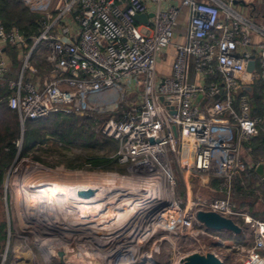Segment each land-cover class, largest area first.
Here are the masks:
<instances>
[{
  "label": "built area",
  "instance_id": "2783aa9c",
  "mask_svg": "<svg viewBox=\"0 0 264 264\" xmlns=\"http://www.w3.org/2000/svg\"><path fill=\"white\" fill-rule=\"evenodd\" d=\"M21 1L43 15L41 30L30 44L15 28L4 29L0 22V81L7 84L6 103L21 130L26 120L55 113L81 115L100 107L113 93L137 89L136 101L100 128L115 142L111 157L125 170L120 176L111 174L108 182L113 186L118 177L143 180L152 196L160 191L170 195L171 207L160 217L159 211H146L147 193L112 187L108 192L133 190L128 210L123 211L125 225L192 229L194 210H182L173 195L169 153L177 156L180 167L220 180L217 191L222 197L202 202L200 209L225 217L235 214L232 181L248 168L241 148L261 123V118L250 115L244 88L264 78V26L234 8L237 0H55L53 5L51 0ZM149 8L151 17L135 21V15ZM179 17L183 33L176 30ZM41 43L46 44L44 61L49 69L33 81L28 75L37 69L29 55ZM5 46L22 49L12 79L5 77L8 62L1 54ZM167 47L173 54L169 72L163 75L156 62ZM190 59L194 80L188 84ZM19 144L15 143L17 149ZM242 220L252 238L241 264H264V220L245 214ZM132 239L118 244L129 259Z\"/></svg>",
  "mask_w": 264,
  "mask_h": 264
},
{
  "label": "rangeland",
  "instance_id": "374dc122",
  "mask_svg": "<svg viewBox=\"0 0 264 264\" xmlns=\"http://www.w3.org/2000/svg\"><path fill=\"white\" fill-rule=\"evenodd\" d=\"M54 1L55 0H51V5H53ZM262 11L263 10H261V12ZM253 22L264 26L263 19L257 21L254 20ZM183 29L184 21L181 17H179L176 30H181V32L183 33ZM15 49V55L18 54L19 51L22 52V49L20 47H16ZM171 49V47H167L163 52L164 54H160L159 56L166 69L167 65H169L170 63V57L172 54ZM13 65L16 66L17 61H15ZM163 72L165 71L163 70ZM193 80L194 73L192 71V61L190 59L186 81L188 84H190L193 82ZM138 93L139 91L137 89H128L122 94L120 92L113 93L111 97L103 102L100 107H97V109L88 110L81 115L73 116H76V123L81 122L83 120V117H88L90 119L89 123L93 127L92 132L94 138L98 141H101L103 138H107L100 134V128L103 122L108 120L109 118H118L119 115L125 109H127L129 105L136 101ZM83 129L87 128L84 127ZM98 130L100 133L98 132ZM17 141L18 143H21L20 139H18ZM113 147L115 149L114 141L111 148L107 146L105 149L100 148L96 150L72 148L63 151L60 156L56 152L50 156L42 153L41 158L43 163L33 161L29 157L15 158L4 176L1 186L0 222L3 225L1 227L2 237L0 238V258L4 256L6 260L9 257H13L14 260L12 262H17L19 258L25 257V259H30L31 256H34L37 257L40 261L39 262L36 259L34 264H85L86 262H89V264H124L125 262L126 264H186L185 259L187 258L198 255L204 256L205 253L214 252L221 260V262H224V264H241V261L244 257V250L246 248L245 244L247 243V245H249L251 241L250 229L248 228V226H244L242 224L239 225L242 229V234L240 235L241 243H235L232 240L231 233L225 231L215 232L214 234H212V236H208L204 233H197L195 227L193 229H188L189 231H191L192 235H190L189 237L186 236L185 239L178 240L174 239L171 233H167L162 230L163 228L159 225L152 227L150 225L147 226L146 224V226H141L137 223L135 226L129 229V227H125L126 225H124L125 223L123 224V222H120V224L123 225L119 226L120 228L115 230V233L118 234V237L113 238V240L110 239L108 241H104L103 239V241H97L99 243H93L94 245L90 241H80L76 238L68 239L67 230L58 232L57 228H59L60 226L59 221L57 222V220H54L53 217H49L50 215L47 214V212L44 213L42 210H40L38 208L40 207L39 202L34 201L33 203L35 197L33 199V197L29 195V184H33L36 181H41L54 182L55 184H57V186L69 185L71 188L65 189L67 191L69 190L68 194L70 193V190L74 191L76 189H79L80 187H83L84 185L94 187L99 190H101L102 188H107V190H109L112 187H120L124 189L126 187H130L131 189H135L138 194H142L144 193L143 190H146L145 181L136 180L133 177L122 179L118 177L116 181H114L113 186L109 184L108 181L112 179V176H110L111 174L117 173V175L120 176L121 174L125 173L124 168L117 165L111 157L114 151ZM19 149L20 144L18 146V150ZM77 155H81L82 157L88 155L102 156L112 161L108 163V165L110 166L109 168L90 169V167L86 163H84L85 161H83V164L79 167H67L66 164L71 163V158ZM168 163L169 169L175 181L173 195L175 199H178V201L180 202L178 203V206L182 210L184 208H189L190 210L200 209L201 207L203 208L202 202H206L208 198L213 199L222 197L220 193L208 194L209 190L207 188H204L206 184H202L201 182L195 180L201 176L192 173L183 167H180L176 155L169 153ZM208 181L209 180H206V182ZM59 188L60 190L65 191L63 187ZM130 192H132V190H128L122 193L126 194ZM201 192L205 193L206 197H200V194L198 193ZM107 193L109 194L108 196H106V198L109 197V195L112 196L114 194L108 191ZM145 193L149 194L148 191ZM237 197L238 195L236 194L230 197V201H232L231 203L235 204V206L237 205V203L242 201V198ZM59 198L62 197H57V199ZM109 199L111 198L102 199L101 202H108L110 201ZM68 201L71 202L70 199H68ZM109 208L113 209V207ZM78 210L79 209H76V211ZM115 212L118 213V211ZM55 213L58 214L57 216H60V218L62 219L69 216V218L75 220L74 216H71L72 213L74 214V209L73 212L70 213V215L67 214L68 212L62 213V210H56ZM117 213H110L107 216L105 215V218L104 216L100 218L92 216L93 219L92 217L89 218H91L90 221L92 222L97 220L99 222H105V224L107 223V227H105V229L113 231L115 228L112 229V226H115L116 222L118 223V215L121 214L119 213L117 215ZM83 215L76 214V221H86L87 217H83ZM79 216H81L82 219L81 217L79 218ZM120 216L122 218V215ZM69 218L68 220L71 221V219ZM125 218L126 217H124L123 219ZM229 218L232 221H236V217L234 215H231ZM105 229H102L100 231L98 229L95 233H99L100 235H102L101 231H106ZM133 229H136L134 230V233H136L138 229L140 231L146 229L148 230V233L144 237H141L140 233L137 237H135L134 235L132 237L127 235V238L123 237L125 236L126 231L128 232L129 230L131 231ZM50 239H52L53 241ZM123 239H132L130 240L132 243H128L129 245H131V249L134 248L132 259H129L130 257H126L121 252L123 250V247L118 244H121V241ZM55 240L67 242L57 243V241ZM214 242H220L221 247H212ZM59 246H65L66 248L62 250ZM47 251H49V253H45ZM101 252H104L103 255H100ZM82 253L86 254L82 256ZM2 261V264H5V261Z\"/></svg>",
  "mask_w": 264,
  "mask_h": 264
},
{
  "label": "trees",
  "instance_id": "16d2710c",
  "mask_svg": "<svg viewBox=\"0 0 264 264\" xmlns=\"http://www.w3.org/2000/svg\"><path fill=\"white\" fill-rule=\"evenodd\" d=\"M262 13L264 14V10ZM42 16V13L38 11H30L21 0H0V22L2 26L4 29L15 28L28 44L31 43L32 38L36 37L41 30ZM15 48L16 46H5L4 50L11 59L12 64L17 61V65L19 66L20 61L17 58V54L15 55ZM45 52L46 44L44 43L36 45L30 52L29 63L37 71L43 70L46 72L49 69L44 61ZM8 94L9 89L6 82L0 81V214L1 186L5 174L15 158L29 157L33 161L43 162L41 158L42 153L50 156L56 152L60 156L63 151L72 148L86 150L105 149L106 146L111 148L113 143L111 139L103 138L101 141H98L94 138L93 127L89 123L90 119L88 117H83L81 122L76 123V116L58 113L49 114L39 119L26 120L21 130L15 111L7 106ZM248 101L250 115L263 119V123L257 133L247 140L248 144L243 143L252 152V162L255 165L260 161L257 158L258 153L254 154L255 150L261 151L262 159L264 158V78L254 80L248 93ZM84 127L87 129H83ZM18 139L21 141L19 150L15 146ZM71 161V163L66 164L67 167H79L85 161L84 163L90 169H94L109 168L108 163L112 160H108L102 156L89 155L84 158L75 156L71 158ZM253 168V165L248 167L240 177L232 181L230 197L236 194L242 198V201L237 203L236 206L232 203L234 212H240L236 210H242L246 206L251 207L255 201L256 195L253 190L249 189L252 182L248 181L250 175L254 176ZM212 179L218 187L220 180L217 178ZM241 181H243V184L240 183ZM258 183L259 185L253 189H260L262 192L260 199L264 200V183L260 180H258ZM256 214L258 213L251 212L252 216H257ZM260 220H264V218ZM2 225L0 222V238L2 237ZM232 240L235 243H241L240 236L232 237ZM245 245L248 246L247 243Z\"/></svg>",
  "mask_w": 264,
  "mask_h": 264
},
{
  "label": "bare ground",
  "instance_id": "6f19581e",
  "mask_svg": "<svg viewBox=\"0 0 264 264\" xmlns=\"http://www.w3.org/2000/svg\"><path fill=\"white\" fill-rule=\"evenodd\" d=\"M59 187H63L64 190L71 188L69 185L68 186H66V185L57 186V184H55L54 182L36 181L33 184H29V193H30L29 195L32 196L33 199L35 197V200L32 199L33 203H34V201L39 202L40 207H38V208L40 210H42L44 213L47 212V214L50 215L49 217H51V218L53 217V219L54 220L56 219L57 222L59 221L60 226H59V228H57L58 232H63L64 230H67L68 239L76 238L80 241H90L92 244L93 243L96 244L100 234L99 233L96 234L95 232L98 229H99V231L102 229H105V227H107L106 226L107 223L105 224V222H99L97 220L92 222V221H90L91 218H89V217L93 216V217H99L100 218V217L104 216V218H105L110 213L114 214V213H117L115 211H118L117 215L119 213H121L120 215H122V218L120 217L121 220L118 223L116 222L115 226H112V229L115 228L113 231H111V230L109 231L106 229H105L106 231H101L102 235H100V241H103V239H104V241H108L110 239L113 240V238L118 237L117 236L118 234L115 233V230L119 229L120 228L119 226L123 225L127 221V220L123 219L124 217H126V216H124L123 211L128 210L125 207L127 206V203L130 200L129 196L132 194L133 190H132V192L126 193V194H123V193L117 194L113 191H110V193H114V194L112 196L109 195V197L106 198V196H108V194H109V193H107V191H109V190H107V188L99 190V189H96L94 187H91V188H94L96 192L93 194L92 197L84 199V198L77 197L75 195V192L79 189L86 188L87 185L80 187L79 189H76L74 191L70 190L69 194H68L69 190L68 191L65 190L66 191L65 192V191L60 190ZM143 191L146 192V190H143ZM144 195L146 197V198H144V200L146 201L144 204L146 206L145 208H147L146 211H148V212L149 211H159V212H161L159 214V216L161 217L163 215L162 213H164L167 209H169L171 207V201H170L171 197H170V195H167L164 191H160V193H158V195H156V196H154V195L152 196V194H144ZM57 197H62V198H59V199H61V200H59V199H57ZM108 198H111V199H109L110 201L101 202L102 199H108ZM68 199H70L71 202H69ZM118 202H119V205H121L122 207L116 206ZM132 204H133V202H132ZM74 205H77V206H74ZM109 207H113V209H110ZM73 209H74V214L72 213L71 216H74L75 220H72V218H69V216L67 215V214L70 215V213L73 212ZM76 209H79V210L76 211ZM56 210H60V211L62 210V213L68 212L66 214L68 217L63 218V219L60 218V216H57L58 214L55 213ZM69 211H71V212H69ZM76 214L77 215H81V214L83 215L84 214L83 217H87V220L86 221L84 220V222H81L83 220L77 222L76 221ZM120 215H118V216H120ZM80 217L81 216H79V218ZM93 217H92V219H93ZM68 218L71 219V221L68 220ZM99 218H96V219H99ZM81 219H82V217H81ZM67 221H69L70 223ZM120 222H123V224H120ZM59 223H57V224H59ZM136 224L137 223H134V224L132 223V224L125 226V227H129V229H131ZM109 226H110V224H109ZM60 227H62V228H60ZM90 227H93V228L96 227V228L93 229ZM134 230H136V229H133L131 231L129 230L130 231V232L128 231L129 233L126 231L127 233L125 232V236H123V237L127 238V235H129L131 237L134 235L135 237H137V235L139 233H140L141 237H144L148 233V230H146V229H143L142 231H140L138 229L136 233H134L135 232ZM50 240H52V239H50ZM55 241H57V243H66L67 242V241H59V240H55ZM97 243H99V242H97ZM59 247L62 250L66 248L65 246H59ZM95 250H96V248H95ZM99 251H100V249H99ZM99 251H98V253H99ZM96 252H97V250H96ZM45 253H49V251H47ZM103 253L101 252L100 255H103ZM85 254L86 253H82V256H84ZM85 264H89V262H86Z\"/></svg>",
  "mask_w": 264,
  "mask_h": 264
},
{
  "label": "crops",
  "instance_id": "0c3cea01",
  "mask_svg": "<svg viewBox=\"0 0 264 264\" xmlns=\"http://www.w3.org/2000/svg\"><path fill=\"white\" fill-rule=\"evenodd\" d=\"M236 2H238V4H236V6H235L236 9L239 10L241 13H243L245 15H248L253 21L254 20L257 21V20H261V19L264 20V14L261 12V10H264L263 0H237ZM182 11L183 10H181V12ZM146 13H151L150 12V8H149V10ZM163 52H164V50L160 54H164ZM1 54L7 59V62H8V68H7V72H6V75H5L6 79H9V78L12 79V78L16 77V75L18 73V70H19L20 64H19V66L18 65L14 66L12 64L11 59L9 58V56L6 54L4 48L1 49ZM20 54H21V51H19L18 54H17L18 60L20 59L19 58ZM160 54L158 55V58H157L156 70H157V72L159 74L166 75L169 72V67L168 66H170V63H169V65H167V69H166V67L164 66V63L159 58ZM172 54H173V52H172ZM172 54H171V57L170 58H172ZM170 61H171V59H170ZM163 70L165 72H163ZM43 73H44V71H41V70L39 71L38 70L36 74H34L32 76L31 75H28V78L30 80H33L34 81L38 76H41ZM251 87L249 88V91H247L248 93L250 92ZM108 93H111V92L109 91ZM262 123H263V119H261V123L259 124L258 129L261 127ZM258 129H257V131H258ZM245 144H248L247 141L245 142ZM245 144H243V146L241 148V158L243 159V161H245V163L247 164L248 167H251L252 165L255 167L256 164L263 163V169H264V158L262 159L261 151L255 150V153L254 154L256 155L258 153V155H257L258 157L257 158L260 161L257 162L254 165V163L252 162V156H251V153L252 152H250L249 147H247ZM115 149H116V144H115ZM115 149H114V151H115ZM114 151H113V153H114ZM77 156H79V157L82 158L81 155H77ZM85 157H87V156H85ZM41 163H43V162H41ZM253 173H254V168H253ZM197 175H199L201 177H199V178H197L195 180L198 181V182H201L202 184H206V186L204 188H207L209 190V193L208 194H218L217 186L214 184V181L212 179L213 177H206V176L200 175V174H197ZM208 178H210V179H208ZM206 180H209V181L206 182ZM258 180L261 181V179L255 173H254V176L253 175H250V177L248 179V181H251L252 182L251 185H250V187H249V189L250 190H253L254 193H255V195H256L255 201H254V203H253V205L251 207L250 206H246V208H244L242 210H236V211H240V212H234L235 210L232 207L233 204L230 201L231 208H232V210H234L233 212L235 213L233 215L236 217V221H234V222L237 225H241L242 224V225L246 226L244 224L243 220H242V215L243 214L248 215V216H251V217L256 218V219H263L264 218L263 217L264 216V200L260 199V196L262 195V192H261L260 189H253V188H256L257 185H259ZM211 181H213V183H211ZM240 183L243 184V181H241ZM198 194H200L199 195L200 197H206L205 196V193H203V192L198 193ZM206 200H207V198H206ZM208 200H209V198H208ZM188 209L189 208H185V210L187 212H188ZM251 212H257L258 214H256L257 216H252L251 215ZM195 227H196V232L197 233L198 232L204 233V234H206L208 236H212V234L215 233V232H207V231H204L201 227H199L198 225H196V223L192 225V229L195 228ZM164 231L167 232V233H171L173 235L174 239H178V240L185 239L186 236L189 237L190 235H192L191 231H189L188 229H185V228H183V227H181L179 225L175 226L172 229H167V230H164ZM232 237H234V236L232 235ZM251 238H252V235H251ZM248 246H246V247H248ZM212 247L219 248V247H221V243L220 242H214L213 245H212ZM262 253L264 254V250L262 251ZM208 254H212L213 257L216 258V260L218 261L219 264H224V262L223 261L221 262V260L218 258V256L214 252L213 253H211V252L210 253H205L204 256H199L198 255L197 257H201V258L205 259L206 258V255H208ZM36 259L39 261V259L37 257H34V256H31L30 259L29 258H26L25 259V257H22V258H19L17 260V262H15V261L12 262L14 260L13 257H9L6 260H5V257H4L5 264H34V262H35ZM187 259H185L186 262H187ZM1 261H2V258H0V264H2V262H3V261L2 262Z\"/></svg>",
  "mask_w": 264,
  "mask_h": 264
},
{
  "label": "water",
  "instance_id": "95a60500",
  "mask_svg": "<svg viewBox=\"0 0 264 264\" xmlns=\"http://www.w3.org/2000/svg\"><path fill=\"white\" fill-rule=\"evenodd\" d=\"M236 4V1L233 2ZM152 13L137 14L134 16L135 21L145 22L147 18L151 17ZM253 69V61H249L246 65V70L250 72ZM244 90L249 91V87H245ZM215 99L217 96L214 97ZM162 99L161 97L159 98ZM150 142H153L150 140ZM254 173L264 182V169L263 163H258L254 167ZM94 191L91 188L80 189L75 192V195L79 198H90L93 196ZM193 218L199 227L207 232H219L226 231L231 233L234 237H239L242 234V229L229 217L220 215L217 212L211 210L195 209L193 211ZM186 264H219L216 258L212 254L206 255V258L190 257L187 259Z\"/></svg>",
  "mask_w": 264,
  "mask_h": 264
}]
</instances>
